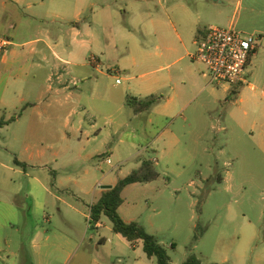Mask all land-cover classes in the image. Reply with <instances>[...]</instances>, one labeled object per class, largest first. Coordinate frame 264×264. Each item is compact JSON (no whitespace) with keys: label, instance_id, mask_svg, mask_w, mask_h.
Listing matches in <instances>:
<instances>
[{"label":"rangeland","instance_id":"1","mask_svg":"<svg viewBox=\"0 0 264 264\" xmlns=\"http://www.w3.org/2000/svg\"><path fill=\"white\" fill-rule=\"evenodd\" d=\"M145 2L130 1L126 8L121 0L119 29L102 32L115 51L96 56L103 72L93 70V78L100 80L102 100L91 101V122L110 133L111 144L96 159L97 172L88 181L113 185L142 161L156 160L157 181L125 189L119 210L124 220L155 235L172 264L190 259L264 264V151L259 141L264 113L258 107L264 63L248 66L242 84L212 83L206 66L189 57L196 51L193 41L186 40L188 47L182 48L174 29L160 23H169L168 16L177 20L176 12L163 10L169 0ZM170 48L179 49L177 57H169ZM176 71L182 78L174 83L168 78ZM130 96L162 100L136 115L127 105ZM19 129L8 126L0 132V188L18 191L16 215L0 206V264H156L143 243L133 248L113 233L109 218L102 219L101 228L89 225V206L99 190L82 191L79 170L59 160L44 173L24 161L27 144L50 152L52 144L60 150L63 141L34 133L24 143L17 138ZM15 158L28 164L27 171Z\"/></svg>","mask_w":264,"mask_h":264},{"label":"crops","instance_id":"2","mask_svg":"<svg viewBox=\"0 0 264 264\" xmlns=\"http://www.w3.org/2000/svg\"><path fill=\"white\" fill-rule=\"evenodd\" d=\"M124 1L129 8L130 1L141 4L150 0ZM120 2L0 0V120L16 118L14 122L0 126V132L8 126H19L17 138L21 142H31L34 133L47 136L48 141L52 138L57 139L56 142L63 141L60 150L53 148L55 145L52 144L50 152L27 144L24 161L42 168L44 173H49L50 165L59 164V160L61 166L79 170L84 179L82 191L99 190L98 198L90 206L106 187L117 184L104 186L88 180L97 172L96 159L103 157L104 148L111 144L110 133H101L97 123L91 122L94 107L90 103L97 98L102 100L98 96L100 80L93 78V70L103 71L102 59L98 58L101 69L90 63V59L97 55L109 57L114 53L115 47L103 38L102 32L119 29ZM163 10L165 13H177L176 21L168 16L169 23H160L169 24L174 29L182 48L188 47L186 40H189L193 41L196 50L197 42L211 27L234 28L244 35L256 37L257 47L249 66L264 63V0H169L163 5ZM141 11L145 16L146 8ZM2 41H7L8 45L2 47ZM169 50L172 52L170 58L177 57L179 49ZM183 59L181 56L175 63ZM107 76L113 78L110 74ZM181 78V73L176 71L168 79L177 83ZM258 107L264 113V91ZM19 111H23L21 115ZM259 128L260 148L264 151V119ZM115 134L117 132L112 133L113 136ZM109 151H112L111 146ZM106 158V161H111L110 156ZM152 162H155V167L158 165V161ZM135 185L138 184L129 187ZM42 187L49 190L45 185ZM0 191L5 193L1 194L0 206L4 205L12 215H16L14 196L18 191L2 188ZM102 226L100 223L97 228ZM138 243L128 244L134 248ZM5 263L10 264L11 261Z\"/></svg>","mask_w":264,"mask_h":264},{"label":"trees","instance_id":"3","mask_svg":"<svg viewBox=\"0 0 264 264\" xmlns=\"http://www.w3.org/2000/svg\"><path fill=\"white\" fill-rule=\"evenodd\" d=\"M250 63L251 62H249V65ZM161 100L162 97L155 96L147 98L130 96L127 99V105L133 109L136 115H139L150 112ZM25 108L26 107H24L23 110H25ZM15 119L16 118H13L9 121L0 120V126L10 124L14 122ZM15 164L27 171L28 164L25 162L15 158ZM160 177L161 175L152 161H142L137 170L119 180L115 186L105 189L102 192L100 198L90 206L88 222L91 227L97 228V225L102 223V219L107 217L112 223L113 233L121 236L128 243H143V251L147 258L150 260L155 259L156 264H172L167 250L155 235L148 233L145 227L138 222H126L119 214V209L124 203L123 192L127 187L134 184H149L157 181ZM172 246L174 247L175 245L173 244ZM185 264L199 263L195 259H190Z\"/></svg>","mask_w":264,"mask_h":264},{"label":"built area","instance_id":"4","mask_svg":"<svg viewBox=\"0 0 264 264\" xmlns=\"http://www.w3.org/2000/svg\"><path fill=\"white\" fill-rule=\"evenodd\" d=\"M1 45L6 47L8 42L2 41ZM256 47L253 35H244L234 28L211 27L197 42V49L190 58L206 66L212 83L239 85L244 82L243 76ZM90 63L101 69L97 57H91ZM107 162L111 163L110 160Z\"/></svg>","mask_w":264,"mask_h":264},{"label":"water","instance_id":"5","mask_svg":"<svg viewBox=\"0 0 264 264\" xmlns=\"http://www.w3.org/2000/svg\"><path fill=\"white\" fill-rule=\"evenodd\" d=\"M108 188H110V187H106V189H108Z\"/></svg>","mask_w":264,"mask_h":264}]
</instances>
